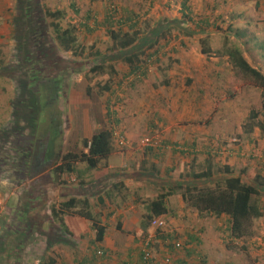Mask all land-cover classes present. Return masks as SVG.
Returning a JSON list of instances; mask_svg holds the SVG:
<instances>
[{"label":"rangeland","instance_id":"1","mask_svg":"<svg viewBox=\"0 0 264 264\" xmlns=\"http://www.w3.org/2000/svg\"><path fill=\"white\" fill-rule=\"evenodd\" d=\"M183 1L0 0V16L5 21L0 25V135L17 126L28 134L36 128L34 134L37 137L44 136L46 140L52 137L57 142L62 137V128L67 127L74 114L78 122H84L87 117L93 122L101 112L107 121L112 120L109 112L113 117L117 113L120 123L113 131V144L116 153L129 154V174L140 177L134 179L136 195L133 201L140 207L138 211L142 216L137 226L140 230L132 234L128 225L120 242L116 240L115 231L110 230L108 235L112 242L103 245L104 256L92 261L93 251L102 248V245L95 247L92 243L95 230L81 221L74 226L76 230L79 225L84 229L77 236L67 227L65 217L61 218L66 229L61 228V218L54 216L50 208L55 203H50L49 199L46 204L40 200L43 206L46 205L44 211L50 219L42 225L33 211L35 197L28 193L26 202L20 201L21 212L27 215L23 225L12 223L11 230H3V218L8 212L0 209V238L4 239L0 244V264H139L142 249L139 238L148 213L142 199L170 194L174 171L192 174L211 166L218 172L225 165L233 167L230 165L233 158L237 163V175L262 190L260 200L264 208V137L258 127V122L264 123L262 91L223 55L227 48L237 46L253 67L264 70V0H187L195 8L196 22V16L199 18L202 14L211 20L212 25L205 30L197 27L196 22L177 24L182 22L180 8ZM48 11H61L64 16L53 19L48 16ZM131 13L134 21H126L120 27L117 22ZM138 21L137 30L142 27L141 40L135 44L139 46L140 41L147 40L135 54L140 62L148 64H142L139 72L130 73L131 64L108 56L121 52L115 48L113 32L118 33L120 29L121 34L132 35L130 28ZM50 22L60 24L62 30L75 29L79 48L84 47L80 57L62 53L57 50L58 46L56 52H51L57 42L51 40L54 32ZM2 25L10 31L2 29ZM31 26L40 31L39 37H28ZM169 26L177 29H173L171 35H165L162 30L167 31ZM155 38L158 45L152 48ZM32 40L49 58L43 60L45 56L40 52L39 57H30ZM167 40H170L169 45L160 50L159 46L167 45ZM208 48L212 49L210 55L202 53ZM158 49V54L147 59L148 54ZM41 59L40 66L38 60ZM99 65L103 69L100 74H95L92 70ZM11 104L14 107H10ZM36 111L41 116L34 123ZM252 111L256 119L254 115L251 117ZM129 122L133 124L131 132L124 127ZM249 126L256 127L252 133H244ZM70 129H66V138L80 139L79 145L83 146L73 120ZM47 130L51 131V136L43 133ZM14 133L20 135L19 131ZM236 139L241 140L243 156L233 154L230 158L224 154L215 158L214 153L219 147L224 148ZM161 143L172 149L164 151L162 148V154L156 150L154 153L157 154L145 158L149 145ZM18 155L24 153L18 154L15 144L14 148H4V158H11L14 164ZM155 158L159 163L154 161ZM215 176L220 177L218 173ZM119 184H112L108 190L101 186V191L97 190L99 194L94 185L89 186L97 207L92 209L96 217L99 213H109L108 205L98 203V199L110 195L108 198L113 204ZM123 187L127 188L125 182ZM175 199L177 197L171 201L174 206L172 216L165 221V234L179 237L177 239L185 247L171 251V264H264V218L253 223L249 236L234 239L226 216L199 214L180 199L177 202ZM116 226L114 223L111 228L116 230ZM18 231L21 234H17ZM154 231L155 227L150 228L149 233L154 236ZM190 237L196 241L189 243ZM154 245L155 254L161 259L170 244L156 241Z\"/></svg>","mask_w":264,"mask_h":264},{"label":"trees","instance_id":"2","mask_svg":"<svg viewBox=\"0 0 264 264\" xmlns=\"http://www.w3.org/2000/svg\"><path fill=\"white\" fill-rule=\"evenodd\" d=\"M74 7L75 5L72 4ZM194 6L191 2H188L187 0H184L181 3L180 13L182 15V22L176 21V23L179 25H183L186 21L191 22L194 24L196 21L194 20L195 16V10ZM204 13V12H203ZM49 17H52L53 19H61L64 16V13L61 11L56 12H47ZM133 13H131L129 16H126L123 20L117 22L120 27L127 21V22H133L134 18L131 16ZM109 19V18H108ZM196 19H198L197 27L201 29H207L212 25L211 20L207 17L205 14H202L201 16H196ZM106 23H111L109 20L105 21ZM167 22V20H166ZM51 23V22H50ZM171 24V23H169ZM217 29H220L219 25L216 23H213ZM137 27H139V21L135 22L130 28L132 31V35L126 33L121 34V30L119 29L118 33L113 32L112 36L116 43V50H120L121 52H118V54H109V58L113 59L116 57L124 60L125 62L131 64L130 67V73L139 72L142 68V64H148V62H140V59L135 54V51L137 49H142L141 47L144 46V42L147 39H143V41L139 42V46L135 44L140 39V33L142 30H137ZM43 28V27H42ZM50 28H53L54 34L51 36V40L53 42H57L56 45H53L52 53L53 51L59 50L60 52L64 53H72L76 57H80L82 50L84 47L79 48L78 45L79 38L74 33L75 29L73 28H66L64 30L61 29L60 24H57L55 22H52L50 24ZM173 29L172 26H169L168 30H162L165 31V35H171V31ZM189 33H192L189 31ZM164 34V32L162 33ZM185 34V33H183ZM37 37H39V33L35 34ZM156 37L159 35L155 34ZM40 37H43L42 34ZM53 43V44H54ZM170 43V40H167V45H161L159 46V49H164L166 46H168ZM43 46L44 44L41 43ZM157 44L156 38L153 42V45H151L152 48H155ZM56 46L59 47V49L56 50ZM41 48V47H40ZM264 48V47H263ZM156 50V52H153L152 54H148V58H152L156 53L160 50ZM78 50L80 52H78ZM45 51V50H43ZM50 52V51H49ZM42 55L44 54L45 57L42 59L45 60L49 58V55L45 54L44 52H40ZM205 55H210L212 53V49L208 48L202 51ZM223 55H226L232 65L235 67L236 70H238L245 78L252 80L255 83V86L258 87L262 91V98H263V109H264V70L258 69L253 67L245 55L240 51L239 47L232 46L230 48H227L225 52H223ZM38 60L39 64L41 66V61ZM139 59V60H138ZM114 68V67H112ZM103 69L102 65L96 66L92 71H94L95 74H100V70ZM113 73H115V70H112ZM52 78V77H51ZM50 78V79H51ZM104 79H107L105 77ZM190 80V79H189ZM192 83V81H189ZM106 89H110L109 87H106ZM37 114V120H40L41 113L39 114L38 111L34 112ZM252 115L254 119H256V114L254 111H252ZM110 117L111 113L109 112ZM258 122V121H257ZM115 126H118L120 123V120H116ZM115 126L111 129L102 130L96 134H94L90 139L83 140V150L80 153H74V152H67L65 154L59 153L58 154V160L55 163L54 171L59 175H70L71 173L75 172V165L77 162L87 163L91 170L97 168L99 162L102 159L108 158L114 151V144H113V131L115 129ZM258 127L262 133V136L264 137V123L258 122ZM21 130L20 128H17V131ZM251 132L253 131V128H250ZM23 140V139H21ZM20 140V141H21ZM28 145V142L25 144ZM14 148V147H12ZM19 154V149H23L22 147L18 148L16 146ZM162 148H164V151H167V148L172 149V146H168L166 143H161V145H149L147 150L148 154H146L145 158H148L149 156H154L157 153H154V151L158 150L160 154L163 153ZM27 149V148H25ZM30 149V148H29ZM28 149V150H29ZM222 147H219V150L216 151L215 158L220 156ZM86 151V152H85ZM154 153V154H153ZM153 154V155H152ZM159 154L156 156L158 157ZM214 156V155H213ZM254 157V156H253ZM156 163H159L158 158ZM7 160L4 158V147L0 148V169H3L4 166L7 164ZM11 160V158H10ZM9 160V161H10ZM155 161V160H154ZM153 163V162H152ZM153 165V164H152ZM155 169V166L153 167ZM149 170H154V169ZM148 171V170H146ZM242 171V170H241ZM241 171H239L241 173ZM217 170H214L211 166L207 167L205 170L199 173H182L181 171H174V184L170 188V194L168 193H162L157 194V197L154 199L152 198H143L142 203L143 206H146V209L148 211L145 218L147 219V222L143 225V233L140 235L139 241L143 245L141 249V255L139 259V264H163L162 261L165 258V254L167 253L171 258L172 263V252H177L180 249H183L185 247L184 243H181V247L179 248L175 246L176 241H180V239H174L178 238L175 236H168L166 239L163 237L164 235L161 234L163 230H159L158 228H155L156 231L154 234V239L152 242L155 244L156 241L161 240L163 244L168 242L170 245L167 246V251L163 252V257L161 259H158L157 254H155L154 246H152V253L151 258L147 262L145 259V252H144V245L146 241L148 240L149 236L152 234L149 233L150 228L152 227V222L161 216H166L172 212L173 205L171 204V201L173 198L177 197L175 199V202L180 199L183 201V203L188 206V208L193 209L197 211L199 214H206L209 216H226L229 219L230 222V235L234 239H242L246 236H249L250 229L253 227V223L260 221L264 218V208L263 203L260 200V197L262 196V190H260L259 186L257 184H250L247 183L246 180H244L243 177L240 175H237V168L236 167H230V166H224L223 169L220 168L218 170V175H220L219 178H217L215 175ZM183 175V176H182ZM151 175H147V177H150ZM146 177V176H145ZM257 183V182H255ZM174 208V207H173ZM37 208H34L33 211H35ZM52 213L54 216L61 218L62 216L73 212L75 215L80 216L84 219H86L89 222L90 227L95 230L96 236L95 239L92 241L94 246L102 245V248L98 247L96 248L94 253L92 254V261H97L99 259L98 257L100 255L104 256V249L103 244L105 242V237L107 233L108 226L103 225L99 217L95 216L91 209V203L88 198H71L66 202H63L62 204L57 207L56 205H53L51 207ZM23 216L24 213H23ZM27 216V215H26ZM24 218V217H22ZM21 220V219H20ZM63 218L60 219L61 228L66 229L65 224L63 223ZM23 221V220H22ZM166 221V220H165ZM118 226V225H117ZM118 228H122V225L119 224ZM158 229V230H157ZM161 231V232H160ZM57 233V232H55ZM50 237L51 235H47ZM33 237H31L32 239ZM30 239V240H31ZM164 239V240H162ZM170 239V240H167ZM1 241H3L0 238V244ZM196 239L193 237H190L189 243L195 242ZM65 244V241H61ZM151 247V246H150ZM190 250H188V253ZM162 254V253H161ZM51 263H54L52 261ZM129 264V263H128Z\"/></svg>","mask_w":264,"mask_h":264},{"label":"crops","instance_id":"3","mask_svg":"<svg viewBox=\"0 0 264 264\" xmlns=\"http://www.w3.org/2000/svg\"><path fill=\"white\" fill-rule=\"evenodd\" d=\"M2 22L5 21H3L2 17L0 16V25ZM2 29H8V31H10V29L5 27V25H2ZM153 88L155 90V86ZM69 89H71V87ZM159 91H161V88ZM10 107H14V105L11 104ZM74 110L76 111L77 108H74ZM115 113L116 112H114V114ZM111 117L112 120L107 121L104 114L101 112L98 114V119L96 121L91 122L90 117H87V120H84V122H78L74 114L72 120L77 126L78 133L80 134L79 138H81V141H83L85 139H90L94 134L102 130H108V126L114 127V122L118 120L117 113L114 117L113 115ZM72 120L69 118L67 127L62 128V137L60 140L58 139L57 142L53 141L52 137L49 140L43 139L44 136L42 138L37 137L34 134V132L37 130L36 128L31 129L30 134L19 130L20 135H17V133L14 132L17 131L19 126L15 127L13 130L8 129L9 127H6L8 131L5 132L3 136L0 135V148L14 147L15 144L18 148H23L19 149V153H24L23 156H17L18 160L15 161L17 162L16 164H14V161L11 162L12 160L9 161V159L7 160L6 166H4L3 169H0V205L2 206L0 209H5L8 212L7 217L3 218L4 221L2 224V229L9 231L11 230L9 229V226L12 225V223L21 225L26 223V215L24 216L25 219L23 221L20 220L23 215L21 212L22 205L20 201L26 202L25 200L27 199L28 193H31L30 195L32 198L35 197L36 203L34 207L37 209L34 211V213H36L35 215H37L39 222L44 225V223H48L50 221V219L46 217V205L43 206V204H46L47 199H49L50 203H55V205L59 207L60 204L74 197L88 198L91 203V209H93V207H97L94 205V199L92 198L94 195L89 186L94 185L96 188V193L99 194L98 191L99 189L101 191V186L105 190H108L112 184L120 183L119 188L113 195L115 198V202L113 204L110 202V195H108L109 198L105 197L98 199V203L107 204L109 209V213L105 212L103 215L101 213L98 214V219L100 222L104 226L107 225L109 228V230H107L103 245H109L110 242H112V239L108 235L110 230L112 232L115 231L116 240L120 242L124 238L123 231L128 230V225L130 226V231L132 234L137 230H140V228L137 227L142 217L138 211L140 210V207L136 206L133 201L134 196L136 195V186L133 184L135 183L134 179L136 177H140L139 175L134 176L129 174V154H118L116 153L115 147L113 153L108 158L102 159L99 162L97 168L93 170L90 169L87 163L77 162L75 165V172L64 176L57 174L54 171V166L58 160L59 153H80L83 149V146L79 145L80 139L73 141L72 137L66 138L65 136L66 129L71 128ZM84 123H87L88 125L85 126ZM132 125V122H129L125 124L124 127L128 130V132H131L130 127ZM43 133L51 136L50 130H47ZM26 142H28V146L30 148L29 150L25 149L26 147L24 144ZM155 162H157V160H155ZM32 163L35 165L34 168ZM230 165L236 167L237 163L235 162V158H233V161L230 163ZM72 175L74 176L72 177ZM123 182L126 183L127 188L123 187ZM22 191L24 194L21 193ZM14 199L15 204H12ZM40 200L43 204H41ZM127 201H129V204ZM171 216L172 212L170 211L168 215L161 217L164 220H170ZM62 217L66 218L67 227L70 229V231L73 230L74 234L77 236L83 233L82 231H84V229L81 227V225H79L80 227H78L76 230L74 229V226L81 224V221L85 223H82L83 225H89V222L86 219L75 215L73 212ZM114 223H116L118 226L121 224L122 228L119 229L118 226H116V230L112 229L111 226ZM17 234H21V232L18 231ZM162 235H164L163 237L165 239L169 236H166L167 234H165V231L162 233ZM117 237H119V239H117ZM27 239H25V241H27ZM131 239H133V237H131ZM2 240L4 241V239ZM159 241L161 242V240Z\"/></svg>","mask_w":264,"mask_h":264},{"label":"built area","instance_id":"4","mask_svg":"<svg viewBox=\"0 0 264 264\" xmlns=\"http://www.w3.org/2000/svg\"><path fill=\"white\" fill-rule=\"evenodd\" d=\"M152 225L155 227V228H164L166 226V222L163 218L159 217V218H156ZM154 239V236L150 235L148 240L146 241L145 245H144V252H145V259L146 261L148 262L151 258V253H152V246L154 245V243L152 242V240ZM182 242L180 241H176L175 243V246L179 247V248H182L181 247V244ZM151 246V247H150ZM164 260L162 261L163 264H171V258L170 256L166 253L165 254V258H163ZM153 264H156V263H153Z\"/></svg>","mask_w":264,"mask_h":264},{"label":"clouds","instance_id":"5","mask_svg":"<svg viewBox=\"0 0 264 264\" xmlns=\"http://www.w3.org/2000/svg\"><path fill=\"white\" fill-rule=\"evenodd\" d=\"M262 46H264L263 44H262ZM254 127H256V126H249V128L248 129H245L244 130V133H246V134H250V133H252L251 132V130H250V128H253V130H254ZM114 136V135H113ZM251 141V140H250ZM86 152V151H85ZM221 153V155H224V154H226L228 157H230L231 158V155H239V154H241L242 156L244 155V153H243V147H242V144H241V140H239V139H236L233 143L231 142V144L229 143L227 146H225L224 148L222 147V150L220 151ZM162 218V217H161ZM153 223V222H152ZM152 227H154L153 225H152ZM158 230V229H157ZM159 230H163L162 231V233L165 231V229L164 228H159ZM161 233V234H162ZM179 238V237H178ZM174 239H177V238H174ZM167 240H170V239H167ZM180 242H182L181 240H180ZM181 250V249H180Z\"/></svg>","mask_w":264,"mask_h":264},{"label":"flooded vegetation","instance_id":"6","mask_svg":"<svg viewBox=\"0 0 264 264\" xmlns=\"http://www.w3.org/2000/svg\"><path fill=\"white\" fill-rule=\"evenodd\" d=\"M28 26L26 25V28H27ZM38 28H40L39 26H37ZM38 31V32H37ZM28 37H34V35L35 34H37V33H39L40 31L39 30H37V29H35L34 27H30V29L28 28ZM35 39V38H34ZM35 44V45H34ZM32 46H31V52L30 53H28L29 55H30V57L32 58H36V56L37 57H39V52H40V49H39V45H37V43H35V41L34 40H32V44H31ZM23 216V215H22ZM24 217V216H23ZM24 219V218H23Z\"/></svg>","mask_w":264,"mask_h":264}]
</instances>
